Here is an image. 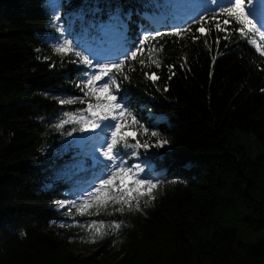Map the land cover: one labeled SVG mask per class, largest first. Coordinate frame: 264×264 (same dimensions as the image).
Here are the masks:
<instances>
[{"label": "trees", "instance_id": "16d2710c", "mask_svg": "<svg viewBox=\"0 0 264 264\" xmlns=\"http://www.w3.org/2000/svg\"><path fill=\"white\" fill-rule=\"evenodd\" d=\"M119 3L125 12L142 9L140 0ZM81 4L71 0L61 11ZM99 6L103 12L96 20L107 21L104 0ZM49 20L45 0H0V264H264V237H242L227 223L229 214L239 213L248 228H264V57L244 40L229 43L223 33L217 46L214 28L210 49L203 38L160 39L161 67L133 63L122 89L142 122L158 118L170 141L151 149L160 154L153 164L164 181L155 201L142 213L89 217L73 209L69 218L67 209L53 207L66 177L54 178L79 161L70 156L73 147L65 150L79 132L68 136L72 125L65 124L63 132L54 125L63 111L87 103H58L67 94L83 95L75 87L83 66L53 53ZM130 27L136 31L135 23ZM75 28L81 30L80 22ZM145 72L159 79L153 83ZM76 174L79 187L90 181V163L83 161ZM46 178L54 188L31 186ZM56 219L73 226L54 231L50 222ZM93 220H123L126 227L119 236L85 243L91 251L82 255L75 247L84 244L79 238L88 230L74 225Z\"/></svg>", "mask_w": 264, "mask_h": 264}, {"label": "snow or ice", "instance_id": "6c2138e0", "mask_svg": "<svg viewBox=\"0 0 264 264\" xmlns=\"http://www.w3.org/2000/svg\"><path fill=\"white\" fill-rule=\"evenodd\" d=\"M66 3L70 4L71 0H45L49 26L55 33L48 34V40L53 53L62 61L69 57L73 65L83 66L77 68L79 82L75 84L83 95L67 94L66 98H59L58 103L61 106L87 103V107L74 112L63 111L54 127L63 132L65 124L72 125L71 131L66 132L68 136L73 132L95 133L97 129L100 132L80 138L81 147L88 146L85 154L91 157V180L87 187H79L77 182V187L66 194L76 198L57 201L58 208H67L65 215L69 218L73 217V209L76 214L89 217L99 216L101 212L110 216L142 213L155 201L164 183L153 164L160 154L151 149L164 148L170 141L162 136L155 122L158 118L150 115L153 122L143 123V118L135 114L128 93L122 91L123 82L130 81L128 73L134 71L131 65L138 62L142 67H161L158 57L163 46L159 45V40L164 37L191 38L193 42L203 38L210 49L208 36L213 28L217 33V46L219 34L223 33L229 43L244 40L264 57V0H185L180 4L169 0H140L142 9L126 12L119 0H104L107 21L96 20L97 14L103 12L100 0H82L80 7L62 12ZM133 15L138 16L139 21H133ZM87 16L93 19L86 22ZM169 19L171 30L161 31ZM77 22L81 25L79 32L75 28ZM132 23L136 25L135 32L130 27ZM193 25H199L195 32ZM212 59L215 61L216 57ZM144 75L153 83L159 79L155 73L145 72ZM71 147L72 143H68L65 150ZM131 160L137 162L130 163ZM75 169H83V161L66 165L54 180L71 178ZM54 186V183L46 185ZM54 223L57 222H50ZM58 226L73 225L62 221ZM74 226L88 230L87 237L79 239L89 244L109 234L119 236L120 230L126 227L123 220L107 223L93 220ZM73 240L69 237V242Z\"/></svg>", "mask_w": 264, "mask_h": 264}, {"label": "rangeland", "instance_id": "374dc122", "mask_svg": "<svg viewBox=\"0 0 264 264\" xmlns=\"http://www.w3.org/2000/svg\"><path fill=\"white\" fill-rule=\"evenodd\" d=\"M89 132H91V131H89ZM86 133L87 132H85V134ZM84 135H81L79 137H76V138H74V139H72L70 141V143H72V147H75L77 149V152L76 153L78 155L82 156V157H86V156L83 155V153H84V147H86L87 148V151H88V147L87 146L81 147V145L79 144L80 138L83 137ZM241 137H243V136H241ZM244 139L245 138H243L242 141H244ZM141 152H143V149H141ZM56 154L59 155L58 152ZM86 158H89L90 161H91V157L90 156H88ZM131 162H137V161L131 160L130 163ZM157 173L160 174L161 172H157ZM50 183H52V180L49 179V178L48 179L47 178L46 179H39V180H35V181L31 182V186L34 189H39V188H42V189H45L46 188V189H48V187H46V185H48ZM75 198H76L75 196H72V197H70L68 199H75ZM53 206H54V208L57 211H60L62 209H67V208H58L57 202ZM240 216H241V214H239V213H231V214H229V217L227 219V223L229 224V226L236 228L237 231H238V233L242 237H246L247 236V237H249L251 239H255L257 237H264V228L263 229H259V230L250 229V228L247 227V223L246 222L239 221V217ZM53 221H56L57 223L50 224V227H51L52 230L58 231L61 228V227L58 226V224H59L60 221L59 220H53ZM86 247L87 246L85 245V243L84 244H78L75 247V251L77 253L82 254V255H87L91 251V249H86Z\"/></svg>", "mask_w": 264, "mask_h": 264}, {"label": "bare ground", "instance_id": "6f19581e", "mask_svg": "<svg viewBox=\"0 0 264 264\" xmlns=\"http://www.w3.org/2000/svg\"><path fill=\"white\" fill-rule=\"evenodd\" d=\"M99 132H100L99 129L96 130L95 133H93V132H87L83 137H89V136L95 135L96 133H99ZM79 144H80V141H79ZM80 145H81V144H80ZM87 147H88V146H87ZM86 150H87V148H86Z\"/></svg>", "mask_w": 264, "mask_h": 264}]
</instances>
